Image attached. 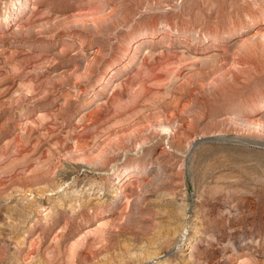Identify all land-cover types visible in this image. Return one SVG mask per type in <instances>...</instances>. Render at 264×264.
Listing matches in <instances>:
<instances>
[{"label": "rangeland", "instance_id": "374dc122", "mask_svg": "<svg viewBox=\"0 0 264 264\" xmlns=\"http://www.w3.org/2000/svg\"><path fill=\"white\" fill-rule=\"evenodd\" d=\"M0 264H264V0H0Z\"/></svg>", "mask_w": 264, "mask_h": 264}, {"label": "bare ground", "instance_id": "6f19581e", "mask_svg": "<svg viewBox=\"0 0 264 264\" xmlns=\"http://www.w3.org/2000/svg\"><path fill=\"white\" fill-rule=\"evenodd\" d=\"M163 129H165L166 131H168L169 128L168 127H164Z\"/></svg>", "mask_w": 264, "mask_h": 264}]
</instances>
